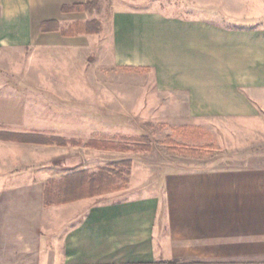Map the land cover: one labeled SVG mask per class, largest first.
<instances>
[{"label": "crops", "instance_id": "1", "mask_svg": "<svg viewBox=\"0 0 264 264\" xmlns=\"http://www.w3.org/2000/svg\"><path fill=\"white\" fill-rule=\"evenodd\" d=\"M86 1L0 0V74L26 49L33 61L84 60L101 41L112 64L155 70L160 87L188 93L192 124L249 122L260 128L246 141L259 143L238 166L176 171L158 195L46 206V181L15 163L17 148L37 144L22 134L40 119L0 79V264H264V27L115 7L101 31H71L91 19L64 8Z\"/></svg>", "mask_w": 264, "mask_h": 264}, {"label": "rangeland", "instance_id": "2", "mask_svg": "<svg viewBox=\"0 0 264 264\" xmlns=\"http://www.w3.org/2000/svg\"><path fill=\"white\" fill-rule=\"evenodd\" d=\"M97 1L96 7L87 12L88 19L107 21L115 7H146V11L224 26L264 27V0ZM101 48L100 41L84 60L71 54V58L54 62L33 61V52L26 49L16 55L21 59L16 62L17 69L10 67V62L3 64L0 79L16 85L33 107L31 112L40 119L33 126L38 128L35 135L47 142L53 140L23 145L21 156L20 149L15 150L16 165L31 171L25 176L45 182L76 170L94 171L110 162L131 159L126 187L97 196L96 201L158 195L166 181L174 180L176 171L238 166L245 163V153L249 152L246 147L259 143L246 141L256 127L260 128L247 121L240 125L221 120L211 125L202 120L195 124L197 133L190 128L183 130L182 125H194L189 94L160 87L155 70L112 64ZM52 67L54 76L49 75ZM142 134L150 137L151 151H143L133 140L121 139ZM168 134L190 146L212 144L219 148L202 156L174 152L163 144ZM55 136H63L65 144L57 143Z\"/></svg>", "mask_w": 264, "mask_h": 264}, {"label": "trees", "instance_id": "3", "mask_svg": "<svg viewBox=\"0 0 264 264\" xmlns=\"http://www.w3.org/2000/svg\"><path fill=\"white\" fill-rule=\"evenodd\" d=\"M98 4L97 0H87L84 4H76L65 7V10H91ZM49 28L50 25H44ZM71 31H85L87 33H96L101 31L102 24L97 18H92L86 24H75L70 26ZM230 27V26H226ZM237 28L238 26H231ZM65 30V29H64ZM148 126L152 127L151 123ZM183 130L190 128L191 132L197 133L199 131L197 126H183ZM133 137V139H132ZM24 142H44L52 143L50 140L39 139L35 133L29 135L22 134ZM59 144H65L66 139L62 136H55ZM123 140H133L135 145L143 151H151L152 143L149 136L142 134L140 136H121ZM163 144L174 152H182L193 156H201L207 154L206 151H211L219 148L215 145H188L176 140L171 134L166 135ZM126 149H129L125 147ZM124 149V148H121ZM132 160L122 159L114 162L107 163L97 168V170L89 171L86 169L76 170L67 173L60 178H51L46 181L44 189V205L51 206L60 203H67L82 198L97 197L112 191H119L126 187L129 182V176L132 170ZM172 263V262H170Z\"/></svg>", "mask_w": 264, "mask_h": 264}]
</instances>
